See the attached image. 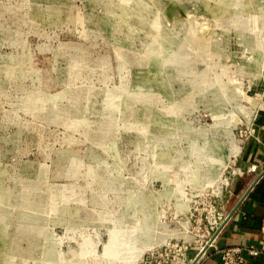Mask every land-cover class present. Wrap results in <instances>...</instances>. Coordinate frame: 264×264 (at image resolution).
I'll return each mask as SVG.
<instances>
[{"label": "rangeland", "instance_id": "obj_1", "mask_svg": "<svg viewBox=\"0 0 264 264\" xmlns=\"http://www.w3.org/2000/svg\"><path fill=\"white\" fill-rule=\"evenodd\" d=\"M263 105L264 0H0V264L192 242Z\"/></svg>", "mask_w": 264, "mask_h": 264}, {"label": "crops", "instance_id": "obj_2", "mask_svg": "<svg viewBox=\"0 0 264 264\" xmlns=\"http://www.w3.org/2000/svg\"><path fill=\"white\" fill-rule=\"evenodd\" d=\"M246 130V136L238 137L232 162L239 174L231 178L230 190L218 203L228 221L203 264H221L216 256L218 249L264 242V105ZM246 264H264V257Z\"/></svg>", "mask_w": 264, "mask_h": 264}, {"label": "built area", "instance_id": "obj_3", "mask_svg": "<svg viewBox=\"0 0 264 264\" xmlns=\"http://www.w3.org/2000/svg\"><path fill=\"white\" fill-rule=\"evenodd\" d=\"M247 130L244 135H247ZM239 172L232 163L226 184L221 192L209 199L206 209L199 215L198 234L191 242L176 240L161 249L151 251L145 255L139 264H203L209 252L215 247L217 236L225 227L228 218L219 209V200L231 188L230 180ZM194 252V257L189 255ZM216 256L221 264H246L249 260H258L264 257V242L256 246L232 247L218 249Z\"/></svg>", "mask_w": 264, "mask_h": 264}, {"label": "bare ground", "instance_id": "obj_4", "mask_svg": "<svg viewBox=\"0 0 264 264\" xmlns=\"http://www.w3.org/2000/svg\"><path fill=\"white\" fill-rule=\"evenodd\" d=\"M231 137H232V135H231ZM231 137H230L229 140H230V142L233 144V143H234V140H233V138H231ZM111 248H112V247H111ZM151 249H152V248H151ZM143 251H144V250H143ZM143 251H142V252H143ZM150 251H151V250H150ZM148 252H149V251H148ZM148 252H147V253H148ZM145 254H146V253H145ZM145 254H144V255H145ZM144 255H143V256H144ZM140 256H141V255H140ZM140 258H141V257H140ZM140 258H139L138 260L141 261L143 257H142L141 259H140ZM140 261H139V262H140ZM137 262H138V261H137ZM139 262H138V264H139Z\"/></svg>", "mask_w": 264, "mask_h": 264}]
</instances>
